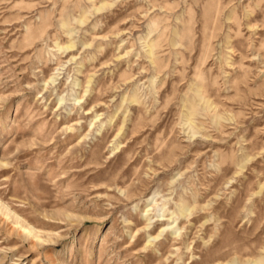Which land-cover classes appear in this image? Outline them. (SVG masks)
Wrapping results in <instances>:
<instances>
[{
  "label": "rangeland",
  "instance_id": "374dc122",
  "mask_svg": "<svg viewBox=\"0 0 264 264\" xmlns=\"http://www.w3.org/2000/svg\"><path fill=\"white\" fill-rule=\"evenodd\" d=\"M0 264H264V0H0Z\"/></svg>",
  "mask_w": 264,
  "mask_h": 264
},
{
  "label": "bare ground",
  "instance_id": "6f19581e",
  "mask_svg": "<svg viewBox=\"0 0 264 264\" xmlns=\"http://www.w3.org/2000/svg\"><path fill=\"white\" fill-rule=\"evenodd\" d=\"M20 229H22V232H24V231H26V233H29V234H31V231L30 230H27L26 228H24V227H20ZM20 232H21V230H20ZM33 237H36L35 235H32Z\"/></svg>",
  "mask_w": 264,
  "mask_h": 264
}]
</instances>
